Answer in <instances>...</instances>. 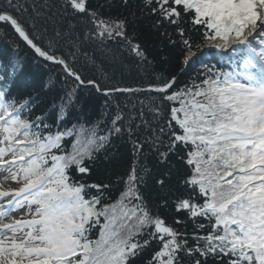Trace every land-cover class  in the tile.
Here are the masks:
<instances>
[{
  "label": "snow or ice",
  "instance_id": "obj_1",
  "mask_svg": "<svg viewBox=\"0 0 264 264\" xmlns=\"http://www.w3.org/2000/svg\"><path fill=\"white\" fill-rule=\"evenodd\" d=\"M39 7L25 20L21 0H0L15 48L63 73V95L39 110L38 93L17 98L0 83V264H264V0ZM36 17L51 26L46 46ZM173 57L178 71L156 73ZM106 66L143 79L109 84ZM93 91L106 109L137 100L91 120L81 93ZM121 147L130 156L113 171Z\"/></svg>",
  "mask_w": 264,
  "mask_h": 264
},
{
  "label": "trees",
  "instance_id": "obj_2",
  "mask_svg": "<svg viewBox=\"0 0 264 264\" xmlns=\"http://www.w3.org/2000/svg\"><path fill=\"white\" fill-rule=\"evenodd\" d=\"M44 0H21V3L29 9L28 13L23 14L22 18L27 20L29 15H34L32 13V4L37 5V10L42 11L39 6L43 4ZM37 21V26L35 29V34L40 37L37 41L41 46H46L48 40L52 38V29L50 25H44L38 17L35 18ZM47 27L48 31L45 33L44 28ZM6 33V34H2ZM18 42L15 34L12 30L0 24V77H3V81L0 83H7L10 85V95L17 98L27 96L28 94H39L38 100L35 103L39 108H48L50 106V101L53 97L58 95H63V92L60 90L61 80L63 78L62 69L51 62L44 61L42 58H38L32 50H30L26 45L20 43L19 49L15 48L13 42ZM154 54V53H153ZM18 62V70L15 74H12V69L9 66L10 62ZM211 61L216 63L219 61L221 64L224 63L223 60H220L218 54L213 58V54H210L206 63ZM80 70L85 74L87 78H94L98 82L105 83V75L101 73L96 67L85 64L83 61H79L76 65ZM198 67V66H197ZM156 73L166 71V72H176L178 67L176 66V58H172V66L168 65H158L156 67ZM195 69H191L181 76V82L187 81L193 74ZM104 72L107 76L112 77L108 80L107 83H117L127 86H135L141 82L143 79V74L138 71L135 67L131 69H119L113 73L111 67L106 66ZM54 83V88L49 91H44L45 85L49 82ZM72 86V82L68 81V87ZM81 95L85 98V113L88 118L95 120L100 118L101 113L104 111H115V105L119 103L121 107L127 104L129 107L136 102L137 97H127V96H116L110 101L111 107L106 109L104 107L105 97L92 92L91 95H87L82 92ZM139 99H144L143 96H140ZM38 114V112H37ZM27 115V111L25 112ZM115 143L119 144V141ZM120 153L122 159L113 163L109 167L113 171H119L124 164L128 162L130 152L128 147H121Z\"/></svg>",
  "mask_w": 264,
  "mask_h": 264
}]
</instances>
